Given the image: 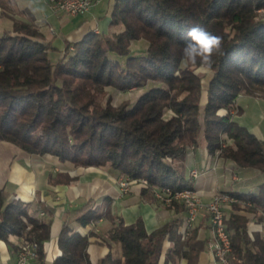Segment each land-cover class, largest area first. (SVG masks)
<instances>
[{"label":"trees","instance_id":"trees-1","mask_svg":"<svg viewBox=\"0 0 264 264\" xmlns=\"http://www.w3.org/2000/svg\"><path fill=\"white\" fill-rule=\"evenodd\" d=\"M110 26L123 29L90 31L77 41L66 40L54 64L48 50L55 46L32 21L12 18L10 28L0 29V139L74 165L109 162L130 179L145 178L142 194L155 186L191 187L184 159L187 146L196 144L200 133L209 153L218 151L241 167L264 173V139L228 111L218 112L234 106L241 92H264V0H114ZM193 26L222 38V54L213 56L214 74L202 108L200 77L194 66H181L185 34ZM139 38L147 41L145 52L132 54L130 44ZM149 81L157 84L131 105L97 101L105 86L125 90ZM165 108L174 114L164 118ZM226 138L231 144H225ZM72 179L62 174L52 181ZM229 193L240 200L231 203L225 217L230 264H264V231L250 235L251 217L243 213L264 218V178L256 192ZM178 205L183 207L167 204ZM52 214L43 201L8 199L0 187V239L17 234L34 241L41 257ZM104 215L113 223L110 237L119 242L120 256L108 253L91 261V232L65 222L58 235L62 253L53 264H158L166 237L173 245L163 264L178 258L199 264L205 240L197 238V226L183 238L177 231L180 219L148 231L141 217L125 223L109 207L100 210L91 200L75 211L73 220L86 226Z\"/></svg>","mask_w":264,"mask_h":264},{"label":"crops","instance_id":"crops-1","mask_svg":"<svg viewBox=\"0 0 264 264\" xmlns=\"http://www.w3.org/2000/svg\"><path fill=\"white\" fill-rule=\"evenodd\" d=\"M46 1L44 3L42 0H12L10 4L18 10V15L23 20L36 18L43 20L41 32L44 38L51 40L55 46L54 49L48 50V56L53 64L62 57L66 40L77 41L90 31L107 33L120 30L110 26L114 0H107L106 3L105 0H95L92 8L83 14L62 11L51 13ZM5 26H11V22L5 23ZM247 100L249 103L255 102L258 106L255 109H258L263 120L264 109L259 107L260 103H264V99L247 93H240L236 97L235 104L241 112L234 119L264 139L262 120L247 119L243 116L242 101ZM255 104L252 107L253 111ZM227 166L235 168L229 159L208 152L207 141L201 133L197 143L186 150L185 176L205 201H208L216 191L256 192L264 178L263 172L254 171L256 168L236 167L238 171L234 172H237L238 178L234 179L233 172L225 168ZM71 168L68 162H61L51 154H30L9 142L0 141V187L6 190L8 199L16 198L24 202L39 200L53 208L49 237L43 241V255L31 259L30 264H53L55 258L61 255L58 235L65 222L82 233L91 232L87 247L91 261L96 262L108 253L113 257L120 256L119 242L110 237L113 226L110 217L101 216L86 226H80L73 220L75 211L88 200L100 210L109 207L110 213L121 216L125 223H131L141 217L148 231L172 219H180L182 222L185 216L183 207L179 205L170 207L156 201L152 191L142 194L141 186L137 183H132L130 189L123 192L119 181L124 175L113 169L110 163L99 167H87L81 171H65ZM192 170L197 171L196 176L191 174ZM258 172L262 173L263 178L258 182H252L251 176H256ZM62 174L77 177L70 182L52 181ZM227 209L228 205L225 206L228 215L230 210ZM243 213L252 217L251 213L245 211ZM251 220L252 218L250 222ZM193 226H197V238L205 240V247L199 254L198 263L218 264L206 247V241L210 237L207 213L199 215ZM22 238L17 234H8L7 238L0 239V264H17V248ZM172 245L173 241L166 237L158 264L164 263L165 255ZM168 264L188 263L186 258H178Z\"/></svg>","mask_w":264,"mask_h":264},{"label":"built area","instance_id":"built-area-1","mask_svg":"<svg viewBox=\"0 0 264 264\" xmlns=\"http://www.w3.org/2000/svg\"><path fill=\"white\" fill-rule=\"evenodd\" d=\"M50 8L55 11H62L70 14H83L88 11L94 4L95 0H47ZM40 20V19H39ZM193 146H190L192 148ZM193 176L197 171L192 170ZM234 179L238 176L234 172ZM140 184L146 185L145 178H138ZM135 179L125 177L119 181L121 190L126 192L130 189L131 182ZM153 198L164 204L177 202L183 205L185 216L179 226L178 233L181 238L188 234L189 229L196 221L199 215L207 213L209 220L210 237L206 241V247L213 255L218 264H230L227 254L229 253L230 236L225 224V206L233 202L240 201L227 191H217L213 193L208 201L203 200L201 193L194 187H183L172 189L167 185L155 186L151 189ZM246 204V203H245ZM249 204V203H247ZM43 214V212H40ZM251 228L248 229L250 235L253 231H264V218L257 219L251 217ZM251 231V232H250ZM38 257V246L34 241L22 238L17 248V264H30L31 259Z\"/></svg>","mask_w":264,"mask_h":264},{"label":"rangeland","instance_id":"rangeland-1","mask_svg":"<svg viewBox=\"0 0 264 264\" xmlns=\"http://www.w3.org/2000/svg\"><path fill=\"white\" fill-rule=\"evenodd\" d=\"M42 1L44 2L45 0H42ZM106 1L107 0H105V3H106ZM11 2H12V0H4V5H1L0 4V29H2V28H10L12 26V18L13 19L23 20V19H21L19 17L18 10L16 8H14V7L11 6V4H10ZM47 5H48V3H47ZM49 10H50L51 13H54V11L50 7H49ZM88 11H86V12H88ZM39 19L40 18L31 19V20H25V21H32V23H34V25L41 31L42 26L44 25V22H43L42 19H40V20ZM7 22H9V23L11 22V26H9V27L5 26V23H7ZM114 27L120 28V30H118V31H109V32H119V31H121L123 29V27H121V26H114ZM109 32H107V33H109ZM146 47H147V41L145 39H143V38H139V39L132 40V42L130 44V48H131V53L132 54H143L145 52ZM115 56H116V54H113L112 57H115ZM121 61H123V58H121ZM181 66H185V63L181 62ZM193 69H194V72L200 77V81H201L202 95H201V99H200V105H201V108H202L203 105H204V103L206 102V99H207V92H206V90L208 88L209 81L211 80V78H212V76L214 74V71L212 69H210L208 71H200L196 67H193ZM154 84H157V83H154V82L149 81L146 84H143L142 86H139V87H131V88H128V89H125V90H121V89L115 88L113 86H105L103 88V91L98 94L97 101L101 105H105L106 102H109L113 106H117V105L121 104L122 102H128L131 105V104H133L137 100V98L142 93H144L149 87H151ZM241 93H244V92H241ZM252 96H255V97L264 99V92H258L257 94H254ZM242 104H243V109H244V115L243 116H246L245 118H247V119L256 118L258 121H261L262 120V117H261L260 112L258 111V109H255V108H258V106L255 104V102L249 103V100H247V102L242 101ZM254 104H255L256 107H254V111H253V108L252 107L254 106ZM261 107L264 109V103H260V107L259 108L262 109ZM227 111L229 113H231V115H232L233 118L236 117V115H238V113L241 112V111H238L237 110V106H236L235 103H234V106H232L230 109L221 108V109L218 110V112H222V113L223 112H227ZM263 111L264 110H262V112ZM173 114L174 113H173V111L170 108H165L163 110V115L162 116L164 118H169ZM261 124L264 125V118L261 121ZM0 141H6V142H9V143L15 145L16 147H20V146L16 145L15 143L10 142V141H7V140L0 139ZM226 143L231 144V140L229 138H226L225 144ZM194 145L195 144L188 145L187 146V149L190 146H194ZM28 153H30V152H28ZM30 154H34V153H30ZM45 154H50V153H45ZM213 154L218 155V156H221L218 151H216ZM37 155H44V154H37ZM51 155H53V154H51ZM53 156H55V155H53ZM221 157H223V156H221ZM223 158L229 159V158H226V157H223ZM229 160L233 163V165L235 166V168L234 167H230V166H227L225 168L228 171H232L233 172L232 175H234V171H238L236 167H241V166L237 165L233 160H231V159H229ZM61 162H68L70 164V166L72 167L71 169H68V170H65V171H81V170H83L84 168H87V167H99V166H81V165H74L70 161H61ZM107 163H109V162H107ZM100 166H103V165H100ZM254 171H260V170L257 169V170H254ZM235 173L237 174V172H235ZM76 177L77 176L73 175V178L74 179ZM125 177H127V176L124 175V178ZM251 177H252V179H251L252 182H258V181H260L263 178L262 173H260V172H258V174L256 176H253L252 175ZM74 179H72V180H74ZM132 183H137V184H139L142 187V184H140L141 182L138 179H135V181H132L131 184ZM227 205L229 207V209H227V210H230L231 204H226V206ZM226 213H227V211H226ZM251 226L253 227V225L249 221V223H248V229L251 228ZM27 227H29V226L27 225ZM254 232L255 231H253V233ZM258 232H261V231H258Z\"/></svg>","mask_w":264,"mask_h":264},{"label":"clouds","instance_id":"clouds-1","mask_svg":"<svg viewBox=\"0 0 264 264\" xmlns=\"http://www.w3.org/2000/svg\"><path fill=\"white\" fill-rule=\"evenodd\" d=\"M185 39L181 61L200 71L210 70L213 56L222 54V38L213 35L203 27H190L185 34Z\"/></svg>","mask_w":264,"mask_h":264}]
</instances>
